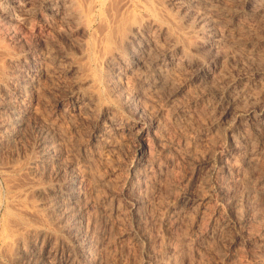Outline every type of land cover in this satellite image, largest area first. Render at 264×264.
Masks as SVG:
<instances>
[{
	"label": "rangeland",
	"instance_id": "374dc122",
	"mask_svg": "<svg viewBox=\"0 0 264 264\" xmlns=\"http://www.w3.org/2000/svg\"><path fill=\"white\" fill-rule=\"evenodd\" d=\"M97 1L0 0V264H98L84 257L95 228L103 264H151L187 233L202 247L180 244L170 264L264 259V10L168 0L177 46L140 12L102 61L121 0ZM70 193L80 235L47 206ZM102 201L121 221L95 223Z\"/></svg>",
	"mask_w": 264,
	"mask_h": 264
},
{
	"label": "bare ground",
	"instance_id": "6f19581e",
	"mask_svg": "<svg viewBox=\"0 0 264 264\" xmlns=\"http://www.w3.org/2000/svg\"><path fill=\"white\" fill-rule=\"evenodd\" d=\"M105 1V0H104ZM168 1V0H121L120 1V6H119V11L113 15L111 21L108 23L105 31L103 32L101 38H100V49H102V56H101V60L102 61H107L110 59V55H112L111 53L114 52V50L112 51V48L114 46H116V44H120L121 46L127 42L130 41V39H133L137 36L136 34V31L139 29V26H140V21H141V18L140 16H142L141 14L138 15V13L140 12H144L146 13V17L148 16L149 18L153 19V21L157 24V28L158 30H160L161 32H163L164 34H166L168 36V38L174 43L175 46H177V38L175 37L176 35L174 34L175 31H173L172 27H171V19L169 18V16L167 15V13L164 12L163 10V4ZM188 5L190 4H194V3H197V1H200V0H185ZM205 3H208V2H222V0H203ZM224 1V0H223ZM229 2L231 3H235V4H251L252 5V8L255 7V14H260L264 9V0H228ZM103 3V2H102ZM90 5L92 8H96L97 5H98V1L97 0H90ZM202 11V9H201ZM205 11V10H204ZM203 11V12H204ZM252 12V10H250ZM200 12V11H199ZM253 13V12H252ZM144 15V14H143ZM176 33V32H175ZM184 37V36H183ZM177 40V41H176ZM119 45V46H120ZM118 47V46H117ZM115 47V48H117ZM117 50V49H115ZM119 50V49H118ZM187 58H189L187 56ZM192 57H190L191 59ZM188 59V61L190 60ZM196 63V62H195ZM197 66V65H196ZM201 68V67H200ZM198 70V68H197ZM200 70V69H199ZM203 70V68H202ZM206 72V71H205ZM209 74V73H208ZM203 76V75H202ZM205 76V75H204ZM203 76V77H204ZM17 121V120H16ZM15 121V122H16ZM13 122V121H12ZM14 122V123H15ZM18 122V121H17ZM16 122V123H17ZM20 122V121H19ZM19 124V123H18ZM17 125V124H15ZM14 125V126H15ZM13 126V125H12ZM9 129V128H8ZM9 132V131H8ZM41 147V146H40ZM43 147V146H42ZM45 147V146H44ZM46 148V147H45ZM44 148H41V152H43ZM47 151V150H46ZM45 151V152H46ZM44 153V152H43ZM45 157V156H44ZM249 161V160H248ZM250 160V164L249 165H252V164H255V163H252L254 161ZM33 161L31 160L30 163H32ZM35 162V160H34ZM33 164H37V163H33ZM30 165V164H29ZM28 165V166H29ZM32 165V164H31ZM253 166V165H252ZM256 166V165H255ZM254 167V166H253ZM29 169H30V166H29ZM32 169V167H31ZM35 183V182H34ZM246 183V182H245ZM36 184H40V183H31V184H28L26 186V189L25 190H29V191H34V190H37V191H40L42 190V187H39V185H36ZM100 184V183H99ZM245 187V186H244ZM46 188H49V187H46ZM142 188V184L138 185L137 189L141 190ZM145 188V187H144ZM244 189V188H242ZM43 190H46L43 188ZM42 190V191H43ZM48 190V189H47ZM146 190V189H145ZM245 190V189H244ZM242 190V193L243 191ZM23 190H19V192H21ZM35 191V192H37ZM50 191V189H49ZM22 193V192H21ZM39 193V192H38ZM42 193V192H40ZM241 193V194H242ZM20 195L21 194H18V195H14L12 197V204H13V207L15 209H17V211H22L24 209V205L22 202V200H20ZM24 195V194H23ZM50 195V194H49ZM56 195V194H55ZM22 196V195H21ZM69 198L66 199L67 201H62L59 202V205L58 203H56L55 201H50L48 202L49 204H47V206L49 207L51 213L53 212L56 213L57 215V212L58 210L56 209V207L58 208H61L63 211H64V214L65 217L69 218L70 221H68L69 219H66L67 220V224H66V227L68 228V232L69 230L71 231L72 234H79V230L82 229L83 227V215H84V212L86 211V207L84 206H80L79 205V196L75 193H70L69 195ZM54 197V196H53ZM187 197V196H186ZM182 198H185V195L182 196ZM103 199H106V197H103ZM54 200V199H53ZM60 200V199H58ZM187 202L183 204H185L186 206V210L189 211V208L190 206L189 205H192L188 199H185ZM184 200V201H185ZM237 201V200H236ZM45 202V201H44ZM47 202V201H46ZM139 203H140V207L137 208V211H136V215L137 217L140 216L141 212L139 211V208H143L145 207V201L143 199H140L139 200ZM182 203V202H181ZM112 204V203H111ZM181 204V205H183ZM47 207V208H48ZM101 209H102V213L99 215H96L94 216V221L95 223L97 222V220L100 218V217H111L117 221H121V216H122V209L121 207H119L117 204H112L110 207L109 206H106L103 204V201L101 202ZM192 207V206H191ZM197 207V206H196ZM195 207V208H196ZM141 208V210H142ZM180 208V206H179ZM100 209V210H101ZM197 209V208H196ZM195 209V210H196ZM60 210V211H62ZM177 210V209H175ZM181 210V208H180ZM179 210V211H180ZM194 210V208H193ZM194 210V211H195ZM198 210V209H197ZM196 210V211H197ZM200 210V209H199ZM26 211V210H24ZM49 211V212H50ZM57 211V212H55ZM62 211V212H63ZM174 211V210H173ZM183 211V209H182ZM23 212V211H22ZM190 212V211H189ZM200 212V211H198ZM179 213V212H178ZM185 213H188V212H185ZM197 213V212H196ZM61 214V213H60ZM184 214V213H183ZM182 214V216H183ZM189 214V213H188ZM187 214V215H188ZM195 214V213H194ZM108 215V216H107ZM177 211L173 212V215L171 217L170 220H173V221H176L177 219ZM185 215V214H184ZM55 216V215H54ZM61 216V215H59ZM56 217V216H55ZM62 217V216H61ZM197 217V216H196ZM60 218V217H59ZM184 218V217H183ZM198 218V217H197ZM200 218V217H199ZM62 219V218H61ZM65 220V221H66ZM63 221V220H62ZM199 221V219H198ZM140 225V228L143 230L144 229V226L142 223H139ZM139 229V230H141ZM47 231V230H46ZM144 231V230H143ZM75 232V233H74ZM106 232V231H105ZM41 233V232H40ZM47 233V232H46ZM93 236L91 237V240L89 241V251L87 252V255H86V252H85V258L86 260L89 258V259H94L97 261L98 264H103L104 261H105V257H104V249L105 247H103V249L101 250H98L97 249V245H98V240L95 239V238H98L96 236H98V232H97V229L95 228L93 230ZM141 234V232H139ZM214 233V232H212ZM143 234V233H142ZM215 234V233H214ZM76 235V236H77ZM80 235V234H79ZM71 236V235H70ZM74 236V235H73ZM199 236V235H198ZM79 237V236H78ZM77 237V238H78ZM95 237V238H94ZM137 239L139 240L140 239V235L136 236ZM196 237V236H195ZM200 237V236H199ZM215 237V235H214ZM72 238V237H71ZM70 238V242L72 241L73 243V240H71ZM75 238V237H74ZM143 238V237H142ZM73 239V238H72ZM76 239V238H75ZM90 239V238H89ZM194 239V238H193ZM77 242V241H76ZM180 242V243H179ZM199 241L197 240H192V238L187 234H185L184 236H182V239L180 241H177V242H171L168 244V247L166 248V251L169 250L168 252H165L164 251H158V252H154V254H149L150 258H149V261L151 262V264H170L173 260L176 259L175 257V253L178 251V246L181 244V245H186V244H194V245H197L198 247H202L201 245L202 244H199L198 243ZM178 243V244H177ZM260 243H261V248L262 250H264V238L260 239ZM76 244V243H75ZM204 244V243H203ZM74 245V243H73ZM206 245V244H205ZM204 247V246H203ZM88 250V249H87ZM86 250V251H87ZM83 251V250H82ZM81 251V252H82ZM84 254V253H82ZM80 254V255H82ZM262 254V252H261ZM148 255V254H147ZM264 255V254H263ZM258 256V261L256 264H264V259H259V255H256ZM147 257V256H146ZM175 257V259H174ZM73 258V257H72ZM74 259V258H73ZM91 260V261H92ZM177 260V259H176ZM70 261V260H69ZM89 261V260H87ZM72 263H74L73 261H71ZM76 262V261H75ZM95 262V261H94ZM175 262V261H174ZM173 262V263H174ZM177 262V261H176ZM175 262V263H176ZM90 263V262H89ZM68 264V263H67Z\"/></svg>",
	"mask_w": 264,
	"mask_h": 264
}]
</instances>
